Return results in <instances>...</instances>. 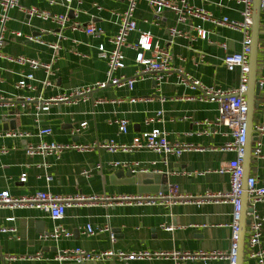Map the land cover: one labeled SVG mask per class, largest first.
<instances>
[{"label":"crops","instance_id":"0c3cea01","mask_svg":"<svg viewBox=\"0 0 264 264\" xmlns=\"http://www.w3.org/2000/svg\"><path fill=\"white\" fill-rule=\"evenodd\" d=\"M178 1V0H177ZM74 2L76 14L64 29L57 24L26 14L23 10L6 12L0 5L5 22V44L2 49L6 57H24L42 63H53L52 86H45L46 73L32 71L28 64H19L0 58V95L11 101L13 107H0V132L7 131L12 121L17 129L30 133L29 138H0V193L9 192L13 197L33 196L38 192H49L68 198L138 196L143 189L136 182L137 174H161L165 183L161 188L178 186L180 192L193 201L211 194L230 191V176L219 170L237 157L233 150H223L233 142L231 129L214 123L219 115L215 103L201 102L199 91L192 90L179 81V72L188 74L202 84L222 90L240 86V71L229 72L224 63L226 44L230 52H239L243 35L228 27H215L200 18L190 17L178 23L173 12L157 15L155 9L145 1L136 5L134 19L137 30L130 34L128 42L136 45L141 32H150L154 43L167 47L174 57L173 70L162 85L152 78L135 83L132 90L127 87L108 86L95 91L89 101L77 105L51 102L48 111H42L51 99L69 94L76 88L103 82L107 79L108 61L100 56V46L111 51L110 40L120 29L117 14L124 13L128 0H80ZM196 8L212 13L217 18L227 17L241 21L244 6L237 0H190ZM23 9L36 8L52 14H66L64 4L51 5L49 0H20ZM94 24L103 30L100 36L73 30ZM175 28L181 37H171L168 31ZM208 32L207 39L198 37V29ZM20 34V35H19ZM33 38L34 40H30ZM37 39L40 41L38 42ZM50 45H58L54 51ZM125 68L116 76L135 77L137 51L124 49ZM147 58L151 54H146ZM33 73L34 80L27 81L31 88L20 89L18 83ZM257 77H264V12L261 13V29L258 47ZM261 101L253 113L254 130L264 127V86ZM136 99V102H132ZM30 100V101H29ZM159 110L164 111L162 123L156 121ZM10 112H14L11 115ZM129 121V132L118 134L115 121ZM152 122L146 123L147 120ZM87 126L77 132L80 125ZM50 127L52 136L39 137L38 128ZM155 128L168 133L169 140L189 144L195 149L181 157H165L153 151L140 150L133 153L111 154L95 148L89 152L66 151L59 158L51 156H29L27 149L41 142L61 144H95L114 139L118 143L130 144L135 137ZM12 130V129H8ZM260 134V133H259ZM261 154L253 153L249 166H244L245 181L254 177L264 185V136L259 135ZM140 163L144 172L132 173L133 178H116L111 163ZM26 174L27 181L21 177ZM150 187V186H147ZM151 188V187H150ZM192 200H179L174 205H147L111 201L81 202L66 211L60 222L53 221L48 214L35 208L0 209V264H172L166 260L120 261L117 258L77 263L64 257L69 250L83 249L100 254L106 251L133 253L139 251H228L230 248L233 208L224 202L209 200L198 204ZM264 212V203L255 205ZM91 224L95 229H108L94 237L83 234ZM72 233L70 238L55 241L45 237L56 226ZM171 227L172 230H166ZM7 230L1 232V230ZM112 235L115 242L112 241ZM260 247L264 249V234ZM244 264H251L246 256ZM7 257L15 260L9 262ZM183 264H204L186 261ZM208 264H225L211 261Z\"/></svg>","mask_w":264,"mask_h":264},{"label":"built area","instance_id":"2783aa9c","mask_svg":"<svg viewBox=\"0 0 264 264\" xmlns=\"http://www.w3.org/2000/svg\"><path fill=\"white\" fill-rule=\"evenodd\" d=\"M140 1H145L149 6L155 9L157 15H162L165 12H173L177 16L178 23H185L188 18L196 17L203 21H207L215 27H228L233 30L239 31L243 35L241 50L239 52H230L227 45L221 44V48L225 51L224 58L225 67L229 72L235 70L240 71V86L236 89L222 90L215 87H210L202 84L200 81L191 78L188 74L179 72V81L182 85L198 90L199 99L205 103H215L219 106V115L214 123L207 122L208 125L224 126L231 129L229 135L233 138V142L227 145L223 150H233L237 153L236 159L229 162L227 166L219 170L220 173H225L230 176V191L226 193L211 194L200 200L193 201L190 196L182 194L178 186H169L164 191H159L156 194H141L138 196H120V197H91V198H68L63 196L54 195L49 192H38L33 196L16 198L9 192L3 191L0 193V209L2 208H35L45 214L55 222L62 221L66 216V211L73 205H78L81 202H102L111 204V201H121L129 204H147V205H174L179 200H192L198 204H203L209 200H215L229 204L233 208V223L231 227L230 248L228 251H139L133 253H125L122 251L115 252L113 250L106 251L100 254L90 253L83 249L69 250L63 253L64 257H68L77 263H85L89 261H98L103 259L117 258L120 261H144V260H166L172 264H183L186 261H200L208 264L211 261H223L225 264H238V244L240 232V218L243 206V195L246 190L248 194V208L253 209L248 213L250 224L247 226L246 233V256L251 261V264H264V249L260 247L261 238L264 234V212H258L255 205L264 203V185H261L254 177H249L246 180V189L244 188L245 170L243 166L245 145L248 138L247 130V116H248V102L246 93L249 83L250 72V54L252 46V26H253V10L254 0H237L239 4L244 6L242 11V20H230L227 17L217 18L212 13L206 12L203 9L196 8L190 4V0H128L129 6L124 13L117 14L120 20V29L118 34L113 37L110 42L114 48L111 51L100 46V56L108 61L109 70L107 72V79L103 82H97L92 85L76 88L69 94L51 99L46 105H42V111L49 110L51 102H64L69 105H77L80 102H87L90 96L99 89H105L108 86H116L118 88L127 87L133 89L136 82L152 78L159 85H162L167 77H170L173 70L174 57L167 47H162L158 43H154L153 36L150 32H141L136 45H130L128 38L131 33L137 30V23L134 19V12L136 5ZM74 2L81 4L80 0H49L51 5L64 4L67 7L66 14L56 15L48 11H41L36 8L23 9L20 6V0H0V5L8 12L11 9L23 10L30 16L37 17L44 21H50L57 24L61 29H64L70 20V13L76 14L77 9L73 8ZM262 7L264 8V0H261ZM7 15L3 14L1 17V30H0V58H6L8 61L16 62L19 64H28L32 71L42 69L46 73L44 85L52 86L51 77L55 72L53 63H42L36 60H31L24 57L12 58L6 57L2 49L5 44V22ZM73 30H83L86 34L92 36H100L103 30L94 24H90L85 28L76 24ZM171 37H181L182 32L171 28L169 31ZM20 35V34H19ZM208 32L203 29H198V37L200 39H207ZM30 40H34L30 38ZM38 42H40L37 39ZM54 51L59 49L58 45H50ZM131 48L137 51L136 64L138 70L135 77L127 78L125 76H116V73L125 68V55L124 49ZM151 54L150 58L146 54ZM34 80L33 73L26 76L24 80L18 83L17 87L20 89L31 88L27 81ZM261 87L264 86V77L259 81ZM30 101V100H29ZM136 102V99H132ZM0 107L11 109L13 104L11 101L6 100L0 95ZM164 111L159 110L156 114V121L162 123ZM149 119L146 123L152 122ZM118 126V134L126 135L129 132V121L126 119H118L115 121ZM87 123L80 125L77 132L85 128ZM257 132L264 136V127H257ZM38 136L46 137L52 136L53 130L50 127L38 128ZM31 135L28 132L19 130H7L0 132V138H29ZM95 148L105 150L111 154L116 153H133L140 150L153 151L159 155L169 157H181L183 153L195 149L189 144L174 143L169 140L168 133L161 129L155 128L141 136L135 137L130 144L118 143L114 139L107 140L95 144H61L57 142L43 141L37 146H30L27 149L29 156L41 155L51 156L59 159L66 151L89 152ZM7 150L3 149L0 153H5ZM257 157H261V143L257 142L254 150ZM114 169H128L132 173L144 172L140 163H127V162H114L111 163ZM20 181L25 183L27 176L24 174ZM108 229H95L91 224L84 228L83 234L87 237H94L99 233H103ZM166 230H172L171 227ZM7 230L2 229L1 232ZM45 237H50L55 241L62 238L72 237V233L61 226H56L52 233ZM112 241L115 242L112 235ZM6 260L13 262L15 258L7 257Z\"/></svg>","mask_w":264,"mask_h":264},{"label":"water","instance_id":"95a60500","mask_svg":"<svg viewBox=\"0 0 264 264\" xmlns=\"http://www.w3.org/2000/svg\"><path fill=\"white\" fill-rule=\"evenodd\" d=\"M253 26H252V46H251V54H250V72H249V83L248 90L246 93L247 102H248V116H247V130H248V138L245 145V154L243 164L244 166H249L252 160V155L255 150L256 143L259 141V133L254 130V122H253V113L258 108L259 103L261 101L260 93H261V85L258 81L257 77V67H258V47H259V36L261 29V13L264 12V8L262 7L261 0H254V10H253ZM72 15V12L70 13ZM11 115H14V112H10ZM5 129H17L15 121H12L9 126H6ZM116 178L122 179L124 176L128 178H133L132 172L129 170L128 172L116 171ZM134 182L140 185L143 189H139V192L142 194H156L159 191H164L166 188H161L165 183V176L161 174H137L135 178H133ZM248 179V178H247ZM246 179V180H247ZM245 181V179H244ZM150 186V187H147ZM244 188L246 189V181L244 184ZM248 194L246 190L243 195V206L241 211L240 218V232H239V244H238V264H244L245 262V249H246V233L247 226L250 224V219L248 218V213L252 212L253 209L248 208Z\"/></svg>","mask_w":264,"mask_h":264}]
</instances>
